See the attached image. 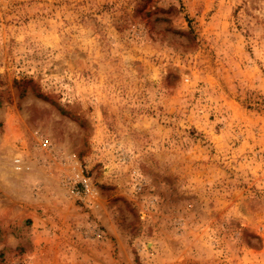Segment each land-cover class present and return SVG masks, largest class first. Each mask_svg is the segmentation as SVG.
Masks as SVG:
<instances>
[{
	"label": "rangeland",
	"instance_id": "374dc122",
	"mask_svg": "<svg viewBox=\"0 0 264 264\" xmlns=\"http://www.w3.org/2000/svg\"><path fill=\"white\" fill-rule=\"evenodd\" d=\"M0 264H264V0H0Z\"/></svg>",
	"mask_w": 264,
	"mask_h": 264
},
{
	"label": "built area",
	"instance_id": "2783aa9c",
	"mask_svg": "<svg viewBox=\"0 0 264 264\" xmlns=\"http://www.w3.org/2000/svg\"><path fill=\"white\" fill-rule=\"evenodd\" d=\"M16 162H20V158H16V160H15ZM21 167V165L20 164H17V168H20ZM86 190H87V187L85 188ZM76 194H79L80 193V191L79 190H76V192H75Z\"/></svg>",
	"mask_w": 264,
	"mask_h": 264
}]
</instances>
